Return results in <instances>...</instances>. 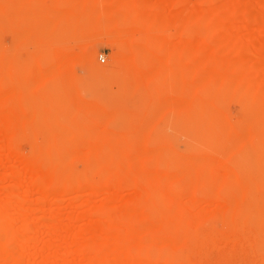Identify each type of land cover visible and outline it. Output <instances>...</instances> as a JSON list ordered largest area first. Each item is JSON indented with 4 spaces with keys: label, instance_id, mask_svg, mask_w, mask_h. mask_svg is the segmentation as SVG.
<instances>
[{
    "label": "rangeland",
    "instance_id": "rangeland-1",
    "mask_svg": "<svg viewBox=\"0 0 264 264\" xmlns=\"http://www.w3.org/2000/svg\"><path fill=\"white\" fill-rule=\"evenodd\" d=\"M0 264H264V0H0Z\"/></svg>",
    "mask_w": 264,
    "mask_h": 264
},
{
    "label": "bare ground",
    "instance_id": "bare-ground-1",
    "mask_svg": "<svg viewBox=\"0 0 264 264\" xmlns=\"http://www.w3.org/2000/svg\"><path fill=\"white\" fill-rule=\"evenodd\" d=\"M66 11V10H65ZM150 15L148 16H146V19L148 20V22H149V19H150ZM135 18H138L137 17V15H135ZM150 20H152V17H151V19ZM118 29H120L118 26H117V29H115L116 31L118 30ZM117 32H120V31H117ZM121 32H122V30H121ZM122 43V42H121ZM143 44V43H142ZM124 45V44H123ZM143 45H141V43H139V42H136V43H132L131 45H125V47L124 48H128L131 52V54L133 55V59L135 60V61H137L138 63H142L144 60H146V59H149V58H153V51H150V50H147V49H144V47H142ZM146 48V47H145ZM149 51V52H148ZM153 53V54H150V53ZM147 53H149V54H147ZM152 55V56H151ZM147 56L149 57V58H147ZM151 56V57H150ZM126 60H125V58L124 59H119V64H123L124 62H125ZM157 64V63H156ZM158 67V66H157ZM156 67V68H157Z\"/></svg>",
    "mask_w": 264,
    "mask_h": 264
},
{
    "label": "built area",
    "instance_id": "built-area-1",
    "mask_svg": "<svg viewBox=\"0 0 264 264\" xmlns=\"http://www.w3.org/2000/svg\"><path fill=\"white\" fill-rule=\"evenodd\" d=\"M102 58V57H101Z\"/></svg>",
    "mask_w": 264,
    "mask_h": 264
}]
</instances>
